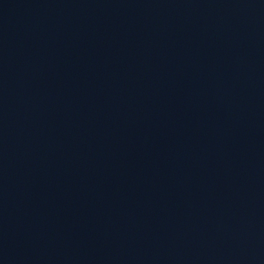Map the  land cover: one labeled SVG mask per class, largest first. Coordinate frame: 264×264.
Here are the masks:
<instances>
[{
    "label": "water",
    "instance_id": "obj_1",
    "mask_svg": "<svg viewBox=\"0 0 264 264\" xmlns=\"http://www.w3.org/2000/svg\"><path fill=\"white\" fill-rule=\"evenodd\" d=\"M0 264H264V0H0Z\"/></svg>",
    "mask_w": 264,
    "mask_h": 264
}]
</instances>
